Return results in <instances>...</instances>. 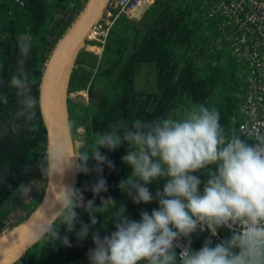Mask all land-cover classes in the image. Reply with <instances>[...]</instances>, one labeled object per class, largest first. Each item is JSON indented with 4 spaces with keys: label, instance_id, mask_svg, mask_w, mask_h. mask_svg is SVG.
I'll use <instances>...</instances> for the list:
<instances>
[{
    "label": "trees",
    "instance_id": "obj_1",
    "mask_svg": "<svg viewBox=\"0 0 264 264\" xmlns=\"http://www.w3.org/2000/svg\"><path fill=\"white\" fill-rule=\"evenodd\" d=\"M83 3L84 0H0V212L6 213L0 233L21 220L16 208L23 204L24 190L33 187L32 179L46 176V132L38 106L39 79L56 41ZM210 9V3L202 4L201 0H155L141 20L126 17L119 31H115L113 23L105 37L91 39L95 31L89 36L76 60L80 66L73 69L83 75L86 84L76 90L69 85L68 90L69 94H87L88 117L71 126L73 137L80 140L77 151H90L97 136L115 125L131 126L138 118L152 121L178 108L187 110L198 104L218 110L226 136L236 133L238 124L244 121L238 107L245 88L241 78L245 70L227 55L225 42H217L222 36L220 21L216 16L210 19ZM207 23L217 25L218 33L208 29ZM22 41L30 45L27 55L22 54ZM21 69L32 98L28 109L12 84ZM73 102L69 98L68 107ZM74 103L81 105L82 100ZM81 125L84 131H76ZM126 150L123 145L110 152L101 149L114 167H104L101 175L107 180V191L97 195L94 203L100 205L101 197L112 200L100 209L101 213H95L97 224L90 229L89 237L81 241L67 233L58 218L53 227H60V235L68 236L71 247L45 235L14 264H88V250L94 247L91 232L103 237L114 231L112 216L123 205L129 219L136 220L142 210L150 212L158 207L156 200L134 204L120 189V181L131 173L121 159ZM95 164L90 157L89 167ZM77 173L76 187L84 191L86 201L92 199L90 186L98 178L97 173ZM201 179L207 176L201 174ZM163 184L161 180L148 187L155 193ZM76 211L77 228L79 221L90 222L83 208ZM217 235L225 238L230 232L222 228ZM191 239V247L198 249L207 237L199 232Z\"/></svg>",
    "mask_w": 264,
    "mask_h": 264
},
{
    "label": "clouds",
    "instance_id": "obj_2",
    "mask_svg": "<svg viewBox=\"0 0 264 264\" xmlns=\"http://www.w3.org/2000/svg\"><path fill=\"white\" fill-rule=\"evenodd\" d=\"M29 43L21 44L27 55ZM12 84L22 97L25 109L32 98L26 74L21 69ZM126 147L122 161L131 169L119 187L134 204L157 201L150 212L129 219L123 205L113 216L114 231L103 237L91 232L94 247L87 253L88 264H264V135L253 142L239 135L226 136L217 109L204 104L152 121L135 119L131 126L118 124L100 133L90 151H74L75 170L97 173L90 186L93 198L85 201L79 187L60 184L53 193L56 214L67 233L83 241L97 224L95 213L112 199L95 197L107 191L101 173L114 167L101 149L109 152ZM96 164L88 165L89 158ZM69 165L65 153L48 158L49 174L62 173ZM201 174L207 176L202 180ZM163 180L162 189L153 193L148 185ZM89 190L85 187V191ZM83 208L89 223L79 221L77 209ZM101 213V212H100ZM59 227V228H60ZM51 223L40 228L60 244L71 247L67 235ZM222 228L230 235L213 244L206 239L198 249L191 247L192 235L207 230L216 236ZM186 238L177 251L179 238Z\"/></svg>",
    "mask_w": 264,
    "mask_h": 264
},
{
    "label": "water",
    "instance_id": "obj_3",
    "mask_svg": "<svg viewBox=\"0 0 264 264\" xmlns=\"http://www.w3.org/2000/svg\"><path fill=\"white\" fill-rule=\"evenodd\" d=\"M151 4L140 6L126 17L137 20V15ZM109 5L110 0H84L81 10L58 38L44 62L39 79L38 106L46 132V164L48 167L50 154L65 153V160L69 161V165L64 167L62 173L53 175L46 169L43 190L32 210L23 215L15 225L0 233V264L18 262L28 249L45 236L41 234L40 228L49 223L54 225L57 221L53 198L57 186L67 184L76 187L78 184L74 163L76 158L71 155L77 151L79 144L72 137L68 99L77 102V99H84L85 95L81 91L75 95L69 94L68 90L78 55ZM80 129L82 128H78V131Z\"/></svg>",
    "mask_w": 264,
    "mask_h": 264
},
{
    "label": "built area",
    "instance_id": "obj_4",
    "mask_svg": "<svg viewBox=\"0 0 264 264\" xmlns=\"http://www.w3.org/2000/svg\"><path fill=\"white\" fill-rule=\"evenodd\" d=\"M22 3L24 0H13ZM155 0H110V5L95 27L96 36L105 37L109 28L120 15H132L140 6ZM210 3V13L220 21L222 36L234 63L245 71L242 75L245 88L238 112L244 121L238 124L234 135L253 142L257 135H264V0H201ZM90 39V38H89ZM229 232L230 230L227 229ZM205 234L213 244L222 238L211 236L207 230L197 231ZM186 242L181 237L177 241L180 251Z\"/></svg>",
    "mask_w": 264,
    "mask_h": 264
},
{
    "label": "rangeland",
    "instance_id": "obj_5",
    "mask_svg": "<svg viewBox=\"0 0 264 264\" xmlns=\"http://www.w3.org/2000/svg\"><path fill=\"white\" fill-rule=\"evenodd\" d=\"M214 15H211L210 16V19H214ZM126 16L125 15H121L119 16L114 24H113V28L115 29V31H119L126 23ZM207 28L210 29L211 31H213L214 33H218V27L217 25L216 26H212L210 24L207 23ZM201 32L202 29H201ZM213 40H214V37H213ZM84 50V48L80 51L79 55L81 56V52ZM227 51H228V56H230V50L229 48H227ZM78 55V56H79ZM80 63H77V66H79ZM86 84V80L84 79L83 75L81 74H76L75 72H73L72 74V79H71V83H70V87L71 89H78V88H83ZM82 94L85 95V98L84 99H81L82 100V103L80 105V103H70L69 104V110H70V116H69V119H70V124L71 126H75V125H79L81 123H83L87 117H88V108L86 106V102H87V94L85 92L82 91ZM79 100V99H77ZM83 125L79 126V127H76V131H78V128H82L80 129L79 132L81 131H84ZM74 140H76L78 143H79V138L78 137H74ZM78 147L80 148V146L78 145ZM78 148V149H79ZM44 182H45V178L43 177L42 175V178L40 177V179H32V182L30 183V186H33L28 192L27 190H24V199H23V204H19L16 208V212H17V215L21 218L23 215H26L32 208L33 206L36 204L37 200L39 199L40 195H41V192L43 190V186H44ZM85 199V198H84ZM86 201V199H85ZM25 205V207L23 206ZM23 207L25 209H23ZM30 209V210H29ZM11 212V211H10ZM6 213H5V210L0 212V230L3 228L4 226V223H3V219L5 217Z\"/></svg>",
    "mask_w": 264,
    "mask_h": 264
},
{
    "label": "crops",
    "instance_id": "obj_6",
    "mask_svg": "<svg viewBox=\"0 0 264 264\" xmlns=\"http://www.w3.org/2000/svg\"><path fill=\"white\" fill-rule=\"evenodd\" d=\"M152 6H153V3H152L151 5H149L148 8H146L144 11H141V14L137 15V16H138L137 21L141 20L143 14H144L145 12L149 11V10L152 8ZM135 15H136V14H135ZM79 66H80V64H79Z\"/></svg>",
    "mask_w": 264,
    "mask_h": 264
},
{
    "label": "flooded vegetation",
    "instance_id": "obj_7",
    "mask_svg": "<svg viewBox=\"0 0 264 264\" xmlns=\"http://www.w3.org/2000/svg\"><path fill=\"white\" fill-rule=\"evenodd\" d=\"M72 132V131H71ZM74 135L72 134V137H73ZM74 138V137H73Z\"/></svg>",
    "mask_w": 264,
    "mask_h": 264
}]
</instances>
